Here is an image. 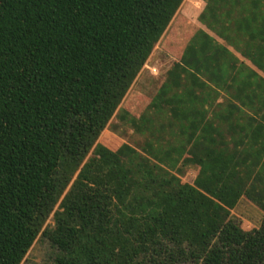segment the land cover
Returning a JSON list of instances; mask_svg holds the SVG:
<instances>
[{"label": "trees", "instance_id": "16d2710c", "mask_svg": "<svg viewBox=\"0 0 264 264\" xmlns=\"http://www.w3.org/2000/svg\"><path fill=\"white\" fill-rule=\"evenodd\" d=\"M183 1L0 0V264H264V145L254 118L209 109L225 49L204 30L142 114L119 112L141 151L98 142ZM202 1L198 23L231 43L264 23V0ZM240 198L258 228L230 218ZM38 237L51 257L24 263Z\"/></svg>", "mask_w": 264, "mask_h": 264}, {"label": "rangeland", "instance_id": "374dc122", "mask_svg": "<svg viewBox=\"0 0 264 264\" xmlns=\"http://www.w3.org/2000/svg\"><path fill=\"white\" fill-rule=\"evenodd\" d=\"M203 9L200 0H184L174 15L164 35L154 46L149 58L135 78L124 96L118 109L102 131L100 141L110 149L125 143L141 151L146 135L135 133L128 125L118 119L120 111H126L130 116L138 117L142 114L151 99L156 94L160 84L164 81L166 71L176 61L187 41L194 31L202 29L198 23V15ZM259 133V131L257 130ZM197 169L194 166L181 167L179 176L182 182L192 183ZM230 218L244 231L258 228L263 213L251 202L240 198L230 211ZM46 225L52 226L51 216ZM52 255L49 243L38 237L24 258V263H40L47 261Z\"/></svg>", "mask_w": 264, "mask_h": 264}, {"label": "crops", "instance_id": "0c3cea01", "mask_svg": "<svg viewBox=\"0 0 264 264\" xmlns=\"http://www.w3.org/2000/svg\"><path fill=\"white\" fill-rule=\"evenodd\" d=\"M200 1L204 8V1ZM255 12H264V10H255ZM200 26L220 47L225 49L222 54L223 58H220L224 66L216 76L207 79L210 81L207 82L208 85L218 94L213 103L207 105L209 109L219 111L221 114H224L226 110H231L234 115L254 118L256 122L248 137L249 140L251 138L253 152L261 153L260 143L264 145V93L263 98L258 101L257 87L260 86L259 79L264 80V73L252 64V60L264 62V23L259 19L252 20L249 24H242V32L234 38L233 43L230 41L231 38L229 40L218 38L212 32L207 31L204 26ZM233 97L238 98L240 102L233 100Z\"/></svg>", "mask_w": 264, "mask_h": 264}]
</instances>
